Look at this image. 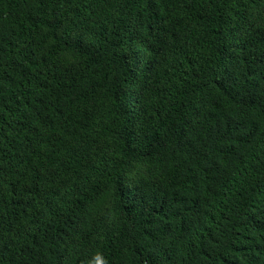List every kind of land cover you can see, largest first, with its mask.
<instances>
[{
  "label": "trees",
  "instance_id": "16d2710c",
  "mask_svg": "<svg viewBox=\"0 0 264 264\" xmlns=\"http://www.w3.org/2000/svg\"><path fill=\"white\" fill-rule=\"evenodd\" d=\"M0 264H264V0H0Z\"/></svg>",
  "mask_w": 264,
  "mask_h": 264
}]
</instances>
